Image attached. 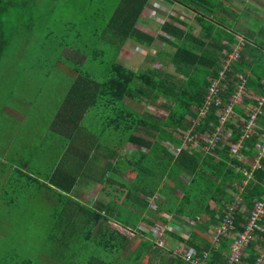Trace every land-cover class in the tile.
Here are the masks:
<instances>
[{
    "label": "trees",
    "instance_id": "trees-1",
    "mask_svg": "<svg viewBox=\"0 0 264 264\" xmlns=\"http://www.w3.org/2000/svg\"><path fill=\"white\" fill-rule=\"evenodd\" d=\"M150 1L69 0L72 7L79 5V24L88 28L91 40L85 41L78 24L70 22L63 23L64 33L56 40L66 48V38L80 45L65 48V55L56 59L67 67L65 72L72 80L48 124L46 143L55 140V146L42 147V143L40 150L32 148L35 155L30 162H0V173L10 175L7 185L14 197L10 202L19 200L20 190L36 194L42 190V202L49 211L40 223L19 227L23 242L0 232V264H188L173 252V245L169 247L173 241L194 249L198 258L207 252L208 264L226 262L232 238L222 237L213 246L205 233L220 224L238 187L246 211L235 212L236 233L242 232L254 201L264 195V158L254 170L247 163L258 156L264 116L258 118V129L243 137L244 124L237 117L246 120L244 107L256 104L245 97L241 105L233 107L236 117L225 123L231 134L217 148L208 152L184 148L172 154L166 145H182L184 133L202 107L208 80L217 78L224 54L236 43L235 36H241L243 43L239 58L221 82L225 87L221 99L227 102L241 77L253 98L264 96V82H260L264 80V27L258 23L251 27L253 32L259 31L257 38L248 29L237 30L232 25L237 20L230 19L237 17L225 0H161L192 12L199 32L194 34L193 26L181 17L166 15L159 26L162 35L157 38L174 50L158 51L156 59L166 58L160 68L133 70L119 62L118 56L128 41L146 48L153 45L155 37L138 28V23H145L142 12ZM37 4V0H0V59L12 35H31L33 20L38 18ZM249 12L258 13L252 8ZM6 20H13L12 26ZM48 36L53 35L46 32L44 38ZM87 63L95 71L85 69ZM145 107H156L166 116H156ZM216 124L212 109L194 125V131L211 132ZM238 142L241 148L232 154L230 144ZM127 144L137 151L123 155ZM92 190L96 200L80 198L81 193ZM162 213L189 227L187 239L174 230H164L159 237L163 244L155 243V222H169ZM110 221L131 232L133 239L108 228ZM260 243L257 239L250 243L245 264L253 263L254 248Z\"/></svg>",
    "mask_w": 264,
    "mask_h": 264
},
{
    "label": "rangeland",
    "instance_id": "rangeland-1",
    "mask_svg": "<svg viewBox=\"0 0 264 264\" xmlns=\"http://www.w3.org/2000/svg\"><path fill=\"white\" fill-rule=\"evenodd\" d=\"M37 1L38 6L35 9V17L38 18L33 20L35 26L30 31L31 35L28 36V34L23 33L17 38L15 37L17 35H12L0 59V160L6 158L7 164L11 163V161L30 162L28 153L31 152L32 148L40 150L42 143H44L42 147L52 149L53 144L55 146V140L54 142L52 140L51 144L46 143L49 137L47 130L48 124L72 80V76L65 72L67 67L64 68L58 64L56 59L60 55H65L66 49L75 48V46L80 45L74 39H71L70 43L68 38H66L69 41L68 48L62 47V45L58 44V41L56 42L61 37V34L64 33L63 23L70 22L76 27L78 24L84 40L88 41L90 38L86 33L88 28L81 27L79 24L78 19L81 17L79 5L72 7V2H69V0ZM150 3V8H148L150 10L146 8L142 12V17L145 20L144 26L142 27L145 32L155 37L153 45L151 48L140 47L135 44L133 46L127 45L118 56L119 62L133 70L148 67L160 68L162 67V60L166 61V58L163 59L161 57L159 59L158 57L156 59L158 51L161 49L169 52L174 50L173 47L157 38L158 35H162L159 26L163 22V19H166V8L169 14L177 15L185 23L192 25L194 28L193 33H197V29L195 28L197 24L188 13L186 15L185 13L182 14V11L173 9V6L166 7L165 2L161 0H151ZM42 15L43 17L40 18ZM43 21L44 23L42 24ZM255 21L258 24L264 23L259 20ZM6 22L12 26L13 20H6ZM250 27H256V25L252 24ZM7 31H10L9 27L5 29L6 34L8 33ZM46 32H50L53 36L44 38ZM20 38L21 41L19 40ZM258 39L261 40V38ZM39 44L42 45V48L39 47ZM70 50L67 51L70 52ZM71 63L72 61L68 65L71 66ZM84 68L95 71L93 64L90 63L85 64ZM168 69L172 70V67L170 66ZM29 100L30 105H27V101L29 102ZM144 109L156 116H166L164 112L156 107H145ZM85 119L86 121H91L90 118L88 119L86 117ZM50 138H53V136H50ZM53 139H56V137ZM167 144L166 147L172 154L178 153L174 151V146L170 142ZM182 147L183 138L182 145L178 146V148ZM134 148L133 146H126L122 153H132ZM43 152L41 154L45 155ZM179 178L181 177L179 176ZM127 180H131V177H127ZM17 195L19 196V200L15 199L10 205L16 207L5 208L4 204L0 202V216L2 217L3 215V220L10 222L15 227L8 228L6 226L7 224H5V226L0 225V229L5 234H8L9 238L17 242H23L19 227H22L26 223L28 225L40 223L42 219L44 220L49 210L42 209L43 204L40 195L35 196L33 193L24 190H20ZM96 196V191L92 190L84 193L83 198L91 202L96 200ZM149 206L152 209L154 208L151 201ZM161 216L169 222L168 224L155 222V226L152 228L155 237H158L155 243L160 246L162 240L159 237L163 236V230L167 229L176 231V234L182 238L187 237L188 229L186 226L180 224L172 216L165 213H162ZM106 226L124 234L130 240L133 239L131 232L123 230L111 221ZM34 238L30 240H34ZM171 245L170 243L169 247ZM174 248L175 246H172L171 249L174 251Z\"/></svg>",
    "mask_w": 264,
    "mask_h": 264
},
{
    "label": "built area",
    "instance_id": "built-area-1",
    "mask_svg": "<svg viewBox=\"0 0 264 264\" xmlns=\"http://www.w3.org/2000/svg\"><path fill=\"white\" fill-rule=\"evenodd\" d=\"M240 48L241 44H238L233 47L230 52L225 53V57L222 59L221 69L217 73V78L208 80L206 95L202 107L198 110L196 120L192 121V127H190L182 137L183 147L174 148L176 153L183 148L201 149L203 152H208L217 148L221 142L226 141L230 136L231 131L225 127V123L233 121V118L236 117L233 107L241 105L245 97L254 99L256 104H250L244 107V113L247 116L246 120L237 117V120L244 124L243 137L248 138L255 132V129H258V118L259 116H264V96L253 98L251 92L246 90V87L244 86V78H239L240 81L236 83L234 91L228 98L227 102L224 103L221 99V92L225 88L222 86L221 82L225 78V73L229 71L233 62H236L239 58ZM212 109L217 117V124L213 126V131L195 132L194 125L199 123V119L206 118L207 114ZM259 140L261 145H257L258 156L256 160L250 164L251 170L259 168V160L264 158V135H261ZM230 146V152L232 154H237L241 148L240 142L234 145L230 144ZM240 160H243V157H240ZM243 173L248 178L250 177L248 172L244 171ZM245 184L246 181H242V185ZM241 192L242 188L238 187V192L234 194V201L226 206L220 224L214 228L209 234V237L213 242V246L218 245L222 237L232 238V242L229 246V256L224 264H245L244 260L248 255L247 248L252 241L257 239V241H260L261 243L254 248L256 255L252 264H264V228L261 227V223L264 221V195H262L259 200L254 201L251 210L247 209L248 214L243 230L241 233H236L233 231L235 212L246 211V207L242 203ZM167 230L171 231V229ZM162 244L163 241L160 246ZM173 252L180 254L188 264H208L207 252L203 251L201 253V258H198L194 249L183 247L182 243L176 244Z\"/></svg>",
    "mask_w": 264,
    "mask_h": 264
},
{
    "label": "crops",
    "instance_id": "crops-1",
    "mask_svg": "<svg viewBox=\"0 0 264 264\" xmlns=\"http://www.w3.org/2000/svg\"><path fill=\"white\" fill-rule=\"evenodd\" d=\"M225 3H227L229 6V9H230V11L231 12H233L235 15H236V19H232V18H230L231 20H233V21H236L237 20V22L236 23H233L232 25L237 29V30H239V31H242V32H247V29L248 30H250L251 32H250V34H254V38H257V36H258V34H259V31L257 32V31H255V32H253L251 29V27H250V25H252V24H254V25H257V23H256V21L255 20H259V21H261V22H264V0H225ZM151 4V3H150ZM164 4H166L167 6L166 7H168V6H173L172 8L173 9H179V11L181 12L182 11V14H184L185 13V15L188 13L190 16H191V18L192 19H194V14L192 13V12H190V11H187V10H184V9H182V7H180L179 5L178 6H176V5H174V4H168V3H164ZM148 8H150V7H147V10H148ZM153 8V7H152ZM250 8H252V9H254V10H256L258 13H256V14H254V12H249V9ZM166 11H167V14L166 15H171V14H169L168 13V9L166 8ZM249 14V15H248ZM247 15V16H246ZM172 16H174V15H172ZM177 16V15H176ZM179 17V16H178ZM143 19H144V17H142ZM168 17H166V19H167ZM146 19H148V18H146ZM163 20H165V19H163ZM254 22V23H253ZM256 23V24H255ZM197 24V23H196ZM264 24V23H263ZM263 24H260L259 25V27L260 28H262V27H264V25ZM142 26H144V23H138V28L139 29H141V30H144V28L142 27ZM256 27H258V25L256 26ZM196 29H197V33L199 32V25L197 24L196 25V27H195ZM145 31V30H144ZM260 38V37H259ZM262 39V38H261ZM235 40H236V43L232 46V47H235L236 45H238V44H241V46H242V41H243V39H242V37L241 36H235ZM262 41V40H261ZM135 43H133V42H131V41H128L125 45H124V47L126 48L127 47V45L128 46H133ZM135 45H137V44H135ZM139 46V45H138ZM124 47L122 48V50L124 49ZM260 82L261 83H263L264 82V80L262 79V80H260ZM264 84V83H263ZM250 92V91H249ZM168 143V142H167ZM168 145V144H167ZM170 145V144H169ZM126 146H132V145H125V147ZM174 146V145H173ZM124 147V148H125ZM134 147V146H133ZM173 148H175V147H173ZM169 150V149H168ZM193 150H199V151H202L201 149H193ZM137 151V148L135 147L134 148V150H133V152L132 153H126V152H124L123 153V155L124 154H134L135 152ZM170 151V150H169ZM28 155L31 157V156H34L35 154L33 153V152H29L28 153ZM1 160H4L3 162H5L6 161V159L5 158H3V159H1ZM0 160V161H1ZM253 161H250V160H247V163L248 164H251ZM10 176V175H9ZM8 176V174L7 175H5V174H1L0 173V202H2L3 204H4V206H5V208H13V207H8V206H10L11 205V202H10V200L11 199H13L14 197L12 196V195H9V190H10V185L8 186L7 185V178L9 177ZM123 178L125 179V180H127V176H123ZM183 179V178H182ZM5 190L7 191L6 192V194H5V196H3V197H1V195L3 194V193H5ZM12 193V192H11ZM43 192H42V190L40 191V193H33L35 196H39L40 195V198H42L43 196H44V194H42ZM83 195H84V193H81L80 194V198L82 199L83 198ZM234 195V194H233ZM42 204H43V202H42ZM155 207V206H154ZM46 208V202H44V204H43V206H42V209H45ZM0 209H1V206H0ZM46 210V209H45ZM166 214V213H165ZM168 215V214H167ZM170 216V215H169ZM173 217V216H172ZM4 218V217H3ZM3 218L0 216V225H2V226H5V223H6V221H4L3 220ZM184 220H186L185 218H184ZM7 223H8V221H7ZM192 223V222H191ZM190 223V224H191ZM187 227V229H188V232H189V227L188 226H186ZM214 230V228L213 229H211V230H209L208 232H206L205 233V236L206 237H208V235L211 233V231H213ZM173 231V230H172ZM0 232H1V234H4V231L3 230H0ZM175 234H176V231H175ZM188 234L189 233H187V237H188ZM177 235V234H176ZM180 237V236H179ZM187 237L185 238V239H187ZM210 238V237H209ZM178 244V243H180V242H174L173 241V243H172V245L173 246H176L175 244ZM182 243V242H181ZM183 244V243H182Z\"/></svg>",
    "mask_w": 264,
    "mask_h": 264
}]
</instances>
